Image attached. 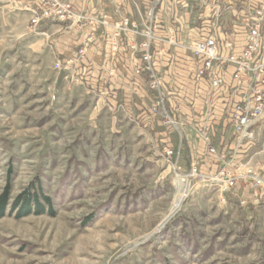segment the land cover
<instances>
[{
  "label": "crops",
  "instance_id": "obj_1",
  "mask_svg": "<svg viewBox=\"0 0 264 264\" xmlns=\"http://www.w3.org/2000/svg\"><path fill=\"white\" fill-rule=\"evenodd\" d=\"M42 1L14 0L4 5L7 9L18 10L22 14L17 20L13 13V19L7 14L0 25V163L2 156L7 159L14 157L19 148H39L35 154L43 156L49 152L54 154L55 149L68 147L64 144L69 141L68 137L72 138L71 142L77 146L78 153L86 154V145L94 137V126L99 122L104 126L103 136L108 138L112 123L118 124V135L125 129L126 124L132 123L142 130L143 127L150 128V134L157 141L158 147L162 142L170 145L174 151L177 150L178 134L172 136L171 131L162 126L159 118L147 113L157 100L156 93L147 85L148 79L146 76L143 78L134 75L141 61L131 46L141 42L142 38L132 33L125 37L122 35L119 51L114 53L112 28L104 31L91 28L68 30L63 23L47 21L41 24L38 33H34L30 28L31 10L39 8ZM68 1L76 11L86 15H105L112 22L125 16L132 25L134 23L140 29H143L144 21L149 23L147 13L151 0H133L126 3L122 0ZM247 4L248 0H223L221 5L219 0H166L160 7L159 28L155 34L164 41L154 45V65L170 96L178 97L176 104L182 111L184 136L189 144L181 153L177 164L183 170L188 169L189 173L194 163L205 174H215L225 164L242 166L250 146L235 153L237 137L233 129L231 133L224 134L222 129L219 132L213 126L225 122L227 110L238 99L234 95L236 84L228 79L226 87L220 89L215 97H207L211 89L210 76L198 78L196 70L186 63L190 62L188 53L173 45L170 39L179 45L206 39L210 36L212 10L222 8L221 26L217 35L223 39L225 33L238 21L236 17L245 16L241 12ZM14 23L18 24V30L13 28ZM171 32L175 33L174 39ZM93 34H96L95 40L88 48L85 59L71 64L70 61L77 59L79 50ZM246 40L247 36L244 34L237 37L235 52L245 48ZM58 62L63 64L65 70H55ZM226 69L230 72L229 68L219 67L218 74ZM112 70L115 71L113 75ZM105 91L109 94L105 95ZM97 99L99 107L106 105L113 114L105 111H101V114L95 113L93 108ZM64 105L70 106L68 118L61 113ZM17 107L19 108L16 109ZM208 107L212 111L209 117L205 115ZM24 110L28 114L26 117L20 116ZM204 115L207 117L206 122L202 118ZM63 119L66 125H62ZM68 119L79 123L78 130L68 128ZM81 120L85 121L82 125ZM23 125L25 126L22 127ZM206 138L212 140L217 150L213 157L207 154ZM188 147L191 149L188 150ZM162 154L164 155L163 150ZM237 154L239 155L236 156ZM176 158L174 157V162ZM8 161H12V158ZM42 164L43 160L40 159L39 165ZM78 170L79 168L76 169ZM37 175L35 174V178L28 185L34 183L36 188L50 196L55 203L63 202L65 199L62 197L72 200L77 193L82 196L83 190L79 191L81 185L78 179L72 180L71 170L66 171L56 182L55 190ZM239 186L245 187L240 192L242 194L251 191L248 182H241ZM228 196L229 194L222 197L219 194L213 197L215 213L217 202L218 207H222V203H227ZM243 200L253 203L248 195Z\"/></svg>",
  "mask_w": 264,
  "mask_h": 264
},
{
  "label": "rangeland",
  "instance_id": "obj_2",
  "mask_svg": "<svg viewBox=\"0 0 264 264\" xmlns=\"http://www.w3.org/2000/svg\"><path fill=\"white\" fill-rule=\"evenodd\" d=\"M9 2L14 0H0V25L7 14L12 18L13 13L15 20L22 14L7 9L4 5ZM13 28L18 30V24ZM177 98L169 92L165 96L170 112L181 116ZM98 105L97 99L95 113H112L106 105ZM61 110L62 116H70V106ZM27 115L25 110L20 113ZM78 124L68 119L69 129L78 130ZM62 125H66L64 119ZM111 125L108 138L103 136L102 123L95 124L86 154L78 153L68 137L69 143L64 142L68 147L55 149L54 154H35L39 148L33 147L19 148L14 157H8L12 161L2 156L0 196L11 179L10 205L35 174L55 190L56 182L71 170L72 180L78 179L83 193L72 200L62 197L65 200L56 203L55 216L17 218L7 212L0 219V264H264V198L258 204L242 205L246 195L253 196V191L240 193L242 186L229 194L222 207L217 202L215 213L217 188L186 178L188 169L169 163L162 154L166 144L158 147L150 128L128 123L118 135V124ZM213 126L231 133L227 122ZM172 130L171 135H176ZM254 131L256 140L243 146L252 147L242 163L264 166V118ZM179 135L183 139L176 141L174 157L189 144L183 131ZM181 193L186 196L175 212L172 208Z\"/></svg>",
  "mask_w": 264,
  "mask_h": 264
},
{
  "label": "built area",
  "instance_id": "obj_3",
  "mask_svg": "<svg viewBox=\"0 0 264 264\" xmlns=\"http://www.w3.org/2000/svg\"><path fill=\"white\" fill-rule=\"evenodd\" d=\"M122 1L126 3L133 0ZM164 1L166 0H151V6L147 13L149 23L144 21L143 29H140L134 23L132 25L130 19L125 16L112 22L105 15L90 16L76 11L68 0H43L39 8L31 10L30 28L32 32L38 33L41 24L47 21L63 23L68 30L91 28L104 31L112 28L114 53L119 51V41L122 35L125 37L132 33L140 36L141 42L131 46L141 61V65L136 68L134 75L143 78L146 76L150 90L157 95L155 104L147 110V113L159 118L164 128L171 131L174 129L181 135L183 131L184 135L185 124L181 121V116L175 115L173 111L171 113L170 108L168 109L165 99L168 90L154 65V45L164 41L155 34L159 28V12ZM243 9L241 14L243 13L245 16L236 17L238 21L229 32L225 33L223 39L217 35L222 20L220 9H214L211 13L210 36L206 39L182 45L170 39L173 45L188 53L190 62L186 61V63L196 70L198 78L210 76L211 89L207 97H215L220 89L226 87L228 79L236 84L234 95H237L238 99L227 110L225 119L237 137L235 153L239 152L246 144L256 140L257 134L254 128L264 118V0H248V4ZM241 34L247 36L246 46L242 51L235 52L236 39ZM95 35L89 36L83 48L79 50L77 59L70 61L71 64L82 62L85 59L88 48L95 40ZM171 37L175 38L174 32H171ZM219 67L220 69L229 68L230 72H227L226 69L218 74ZM54 68L58 72L65 70L61 62H58ZM114 72L112 70L111 74L113 75ZM108 94L109 92L105 91V95ZM211 113V108L208 107L205 115L209 117ZM205 115L202 118L206 122ZM179 137L182 138L180 135ZM205 142L207 154L215 156L217 150L213 146L212 140L206 138ZM163 151L168 162L177 166V162L172 163L175 155L174 149L166 144ZM180 154L177 155V160ZM186 178L217 188L222 197L237 190L241 182H248L249 189L253 191L252 202L257 204L260 199L264 198V166L261 164L248 163L238 167L225 164L217 173L205 174L201 173L198 164L194 163ZM184 179L182 181L186 180ZM246 203L248 200L241 201L242 205Z\"/></svg>",
  "mask_w": 264,
  "mask_h": 264
},
{
  "label": "trees",
  "instance_id": "obj_4",
  "mask_svg": "<svg viewBox=\"0 0 264 264\" xmlns=\"http://www.w3.org/2000/svg\"><path fill=\"white\" fill-rule=\"evenodd\" d=\"M12 182H7L3 193L0 196V219L9 215H16L17 218L28 215H48L55 216L58 211L55 201L44 194L41 189L36 188L34 183H30L27 188L10 205V194Z\"/></svg>",
  "mask_w": 264,
  "mask_h": 264
},
{
  "label": "bare ground",
  "instance_id": "obj_5",
  "mask_svg": "<svg viewBox=\"0 0 264 264\" xmlns=\"http://www.w3.org/2000/svg\"><path fill=\"white\" fill-rule=\"evenodd\" d=\"M181 194H180V197L178 198V200L173 205L172 210L175 211V212L181 208V206H182V204L184 202V198H185L186 195H184V194L181 195Z\"/></svg>",
  "mask_w": 264,
  "mask_h": 264
}]
</instances>
